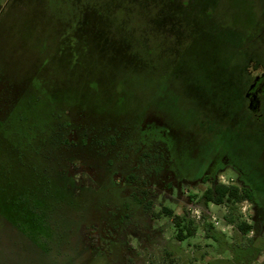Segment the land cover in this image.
Masks as SVG:
<instances>
[{"label":"rangeland","instance_id":"rangeland-1","mask_svg":"<svg viewBox=\"0 0 264 264\" xmlns=\"http://www.w3.org/2000/svg\"><path fill=\"white\" fill-rule=\"evenodd\" d=\"M255 11L253 0H0L11 26L0 39V264H264V200L234 210L253 225L243 234L232 209L206 204L208 183L177 182L166 143L140 120L160 112L196 133L204 121L242 152L263 147L264 119L240 98L245 50L229 40ZM254 32L246 50L264 57ZM239 147L226 149L239 157ZM164 206L195 220V233L179 239Z\"/></svg>","mask_w":264,"mask_h":264},{"label":"flooded vegetation","instance_id":"flooded-vegetation-1","mask_svg":"<svg viewBox=\"0 0 264 264\" xmlns=\"http://www.w3.org/2000/svg\"><path fill=\"white\" fill-rule=\"evenodd\" d=\"M258 1H259V9H260L259 22L261 23L264 22V0H258ZM17 7L18 6L16 7L14 6L15 9ZM15 9H13V11ZM7 17L0 21V39L6 33V31L10 30L9 27H11L9 24L7 26L3 24L7 19ZM23 57L24 56L22 54L18 55V58H23ZM249 63L250 65L248 66L246 72V74L248 73V75H250L248 83H246V85L248 84L246 96L248 98L249 107L253 108L252 105H254L256 101L259 100L263 101L261 99L262 97L259 96V92L264 90V60L257 59L255 57L250 59ZM3 72L4 71L0 70V77L4 76ZM28 76H31V74ZM161 81H162V85H164L166 89L170 91L173 89V87L171 89L170 84L168 83L169 81L168 74L162 76ZM251 93H253L254 95L251 96ZM140 120H141L142 128L144 129H146L147 127L154 128V131L158 133L159 139L166 143L167 152H169L168 154L172 166V169L170 171L176 175V179L178 180L177 181L178 183H180L181 180H187V182L190 183L193 180L200 179L198 183H208L206 187L207 189L208 187L213 186V184L215 183H223L220 180L221 174L219 173V171L222 170L223 167L227 165H231L237 170V172L240 175L238 180L235 177L232 178L233 179L232 183L235 184V179H236L239 183L242 184V186L254 189L255 195L259 197L256 200L258 201L259 204L262 203V201L264 200V198L260 196V192L264 187V144H262L263 147L257 148L258 146L256 147L254 145V147L252 146L253 148L251 149V151L247 150L248 152L245 151L242 152V149L244 148H240L238 142L235 140L231 141V139H229L230 143L228 144L223 143V141L221 140L223 131L222 128L219 127L218 125L212 127V125H207V123L204 121L203 123L198 122L199 125L201 126L200 128H203L202 129L203 131L201 133H196L195 131L191 130L192 129L191 126L187 125L188 126L187 127L185 124L181 126L179 124V119L177 117H173L172 119L171 117L165 116L160 112L152 113V111L149 112V110H146L144 112ZM73 129H75V127H73L72 130ZM111 137H113L112 138L113 140L117 141L116 136L112 135ZM79 140H77L76 143L77 146H79L80 144ZM109 141H112L110 137H109ZM101 142H103V140ZM88 144H89L88 140H86L82 143V146H88ZM112 144H115V142H113ZM224 144H226V146ZM229 144L232 147L236 146V148L237 147L240 148L239 153L241 152L242 153L239 154L240 155L239 157H236L234 155L235 152L237 153L236 149L233 151L226 149ZM103 146L105 147L104 143ZM155 151L157 152L156 162L158 164L160 162V155L163 153V151L161 149H156ZM126 153L123 152V158L125 156L127 158L130 157ZM145 155L146 157H143V159L144 161H147V157H149V155L147 154ZM67 161L70 160L68 159ZM71 161L72 163L73 161L77 163H81L80 162L81 160L72 159ZM108 161L112 165V161L111 160ZM141 163L142 162H136L135 165L139 167L142 166ZM67 164H68L66 165L67 169L65 170L70 169L69 167L70 164L69 163ZM93 168L96 169L94 165ZM113 171H115L113 170V168L109 170V172L111 173ZM70 177L71 175H69V178ZM95 179L98 180V182L100 181L97 175ZM71 180L74 183L72 189L79 190L80 187L77 188V185L75 184L73 177L70 178V181ZM66 183L71 184L69 182ZM99 184L100 185L98 188L102 189L104 186H102L101 181ZM45 186H46L45 192H50L51 185L46 184ZM88 190H90V188H88ZM76 195L79 196V193L74 194V196Z\"/></svg>","mask_w":264,"mask_h":264},{"label":"trees","instance_id":"trees-1","mask_svg":"<svg viewBox=\"0 0 264 264\" xmlns=\"http://www.w3.org/2000/svg\"><path fill=\"white\" fill-rule=\"evenodd\" d=\"M253 1L255 3V6H257V9H258V14H256V11H255V19L245 29H243V31L239 32V34L241 36H237V38L234 37V38H236L235 40L232 39V36H229L230 37L229 40L233 41V44L235 45L237 51L245 50V53L242 56L243 63H241V65H242L241 67H243V69H244L243 71H246V72H247L248 66L250 65V63H249L250 59L256 57L257 59L264 60V57L259 56L255 49L250 48V49L246 50L245 34H247L248 31H250L251 29L255 31L254 37L256 38V40H261V43L264 44V42H262L264 40V28L262 30L259 29V24L262 23V22L261 23L259 22V18H260L259 1L258 0H253ZM60 20H61V18L57 16L56 18L49 20L48 23H49V25L57 24ZM50 22H52V23H50ZM225 39H228V38L225 37ZM128 44H130V43H128ZM42 65H43V61H41V63L38 66L41 67ZM37 71L32 73L31 77L30 76L29 77L31 78V80L33 81L34 84H37L36 87H38L37 89H38V91H40L41 87H39V86L43 85L44 82L42 81L43 79H42V77L39 76V73ZM249 76L250 75H248V73H247V75L244 77L245 80L242 77L240 79L241 82H243V88H242V91L240 93V98L244 99L246 101V108L253 115L255 120H261L262 121V119H264L263 118V115H264L263 114L264 113V90L259 92V96L262 97L261 99L263 101H260V100L256 101L255 104L252 105L253 108L249 107L248 98L246 96L247 85H248V84L246 85V83H248ZM35 79H37L36 83L34 81ZM244 84H245V86H244ZM53 91H55V90H53ZM50 94H51V92H50ZM33 95H35V94H33ZM36 95L38 96V93H36ZM52 95H54V94H52ZM253 95L254 94L251 93V96H253ZM67 96H65V97H67ZM54 100H55V98L53 96H52L51 100H49V102L51 103L50 105L53 108L52 109L53 114H55L57 112L54 109L56 107V103H55L56 101H54ZM32 102H33V100H32ZM62 109H65V107H62ZM60 115H62V113H60ZM31 127H30V130H31ZM255 146L257 147V145H255ZM202 197L204 198L206 204L214 203V204H218V205H226V206H228V208L232 209L233 211L230 210L229 213L226 215V218H228V220L230 222L237 223V228L243 234H248L252 230L253 225L251 223H249V221H247L246 219H234V216H235L234 210H237L238 205L242 201H245V200H250V201L252 200L253 201V199L255 197L254 189L247 188L244 186H239L238 184H234V183H230V184L215 183V184H213V186L208 187L203 192ZM162 213H164L165 215H169V216L173 217V222H174V225L177 229V237L179 239L183 240L185 238L192 236L195 233V231H196L195 220L188 218L187 216L184 217L183 215H180V214H174L173 209L166 207V206L163 207Z\"/></svg>","mask_w":264,"mask_h":264},{"label":"built area","instance_id":"built-area-1","mask_svg":"<svg viewBox=\"0 0 264 264\" xmlns=\"http://www.w3.org/2000/svg\"><path fill=\"white\" fill-rule=\"evenodd\" d=\"M220 180H221L223 183H226V184H230V183L233 182V179H231V180H225L224 178H222V176L220 177ZM245 201H247V200H245ZM198 217L201 218L200 215H198Z\"/></svg>","mask_w":264,"mask_h":264}]
</instances>
